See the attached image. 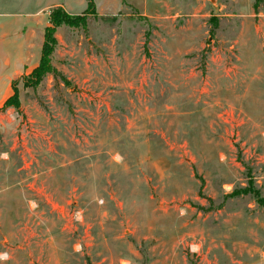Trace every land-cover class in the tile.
Here are the masks:
<instances>
[{
	"label": "rangeland",
	"instance_id": "374dc122",
	"mask_svg": "<svg viewBox=\"0 0 264 264\" xmlns=\"http://www.w3.org/2000/svg\"><path fill=\"white\" fill-rule=\"evenodd\" d=\"M92 6L0 0L6 31L35 15L36 51L52 9L79 18L55 31L60 75L0 105V264H253L264 0Z\"/></svg>",
	"mask_w": 264,
	"mask_h": 264
},
{
	"label": "crops",
	"instance_id": "0c3cea01",
	"mask_svg": "<svg viewBox=\"0 0 264 264\" xmlns=\"http://www.w3.org/2000/svg\"><path fill=\"white\" fill-rule=\"evenodd\" d=\"M65 10L73 14L69 7H65ZM34 17L31 24L14 26L15 28L11 25L12 31H6L0 22V105L12 96L13 83L36 67V52H41L42 43L40 42L36 51ZM253 264H264V253Z\"/></svg>",
	"mask_w": 264,
	"mask_h": 264
},
{
	"label": "trees",
	"instance_id": "16d2710c",
	"mask_svg": "<svg viewBox=\"0 0 264 264\" xmlns=\"http://www.w3.org/2000/svg\"><path fill=\"white\" fill-rule=\"evenodd\" d=\"M92 4H93V0H87L88 8H90ZM78 19L79 18H74V17L71 18L62 9H57V10L52 9L51 10L49 19H48L50 25L44 29V42L41 48V57H40L39 65L36 68H34L30 74L32 76V78L30 77L31 84L36 85L48 74L54 76L55 78L58 75H60L56 71V69H54L51 66V63H50V60H51L50 57L53 53V50L56 44L54 34H55L56 29L60 27L61 25H68V26L78 25V24H75V21ZM15 91L16 89H15V82H14L13 83V93H15ZM13 95L14 94H12V96H10L4 102V106H9L8 103L14 99Z\"/></svg>",
	"mask_w": 264,
	"mask_h": 264
}]
</instances>
